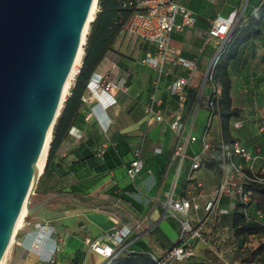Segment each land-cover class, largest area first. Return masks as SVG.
Listing matches in <instances>:
<instances>
[{"label": "crops", "instance_id": "0c3cea01", "mask_svg": "<svg viewBox=\"0 0 264 264\" xmlns=\"http://www.w3.org/2000/svg\"><path fill=\"white\" fill-rule=\"evenodd\" d=\"M179 3L191 12L194 25L173 31L170 45L179 56L193 61L195 68L176 67L168 77H158L154 69L140 62L145 56L155 55L156 46L127 38L120 31L91 71V76L101 75L121 85L115 94V105L101 109L94 98H89L88 80L84 85L76 79L79 72L75 75L52 128L51 142L54 134L57 140L53 146L49 144L30 197L31 205L46 203L20 222L5 264H104V258L89 249L84 240L110 244L107 235L123 227L130 228L131 233L122 257L142 254L161 258L170 251L180 226L160 204L170 194L174 198L183 196L191 179L202 184L204 196L197 198L202 207L217 186L220 171L211 165L217 158L215 147L208 151L198 170H191V158L200 149V141L186 147L181 161L173 157L175 135L168 122L177 103L169 88L176 77L182 76L188 79L187 104L192 94H198L221 43L215 39L206 42L207 32L217 17L234 12L238 23H245V30L232 41L230 52L234 56L226 64L230 109L238 112L228 121V139H238L253 155L264 156V131L259 129L264 125V17H255L261 0ZM99 11L103 10L98 4ZM117 18L118 15L114 20ZM255 30L259 31L257 36L245 39ZM86 46L85 41L79 70ZM207 93L206 88L201 103L191 114L185 108L182 111L183 120L193 121L192 133L199 132L198 138L207 118L203 103ZM147 107L153 113H162L164 121L156 122L153 115L146 113ZM200 107L203 111L196 119ZM235 120L241 123L238 129L231 128ZM220 136L221 118L213 120L209 138L213 143ZM136 149L140 150L143 167L129 178L126 170ZM254 169L264 172V161L257 159ZM78 197L85 199L88 206L81 204ZM237 205L235 196H224L219 209L228 213L212 214L202 227V239L193 242L194 256L174 264H264L259 256L247 261L252 251L264 244V231L248 236L240 246L234 236L231 215ZM245 209L249 221L264 227V193H254ZM258 211L262 217H257ZM204 215L200 209L197 217L202 220Z\"/></svg>", "mask_w": 264, "mask_h": 264}, {"label": "built area", "instance_id": "2783aa9c", "mask_svg": "<svg viewBox=\"0 0 264 264\" xmlns=\"http://www.w3.org/2000/svg\"><path fill=\"white\" fill-rule=\"evenodd\" d=\"M117 1L120 7L127 11L126 16L121 18L120 29L125 37L153 43L156 46L157 52L155 55H148L140 60L143 65L154 69L158 77H168L176 67L188 70L195 68L193 61L179 56L170 45V35L173 31H182L192 28L194 25V18L191 12L181 5L179 0ZM97 5L98 0L93 19L89 24L95 18ZM238 21L235 12L228 17H217L207 32L206 42L215 39L220 40L221 43L203 76L195 101L196 110L202 100L204 89L207 88L208 93L203 98L207 118L199 138L192 135L193 121H185L182 118V111L187 101L186 87L188 79L178 76L170 85L169 92L176 97L177 103L175 111L169 114L171 118L168 122L170 131L175 135L172 150L173 157L181 161L185 156L186 147L189 144L200 141V149L191 158V170H198L203 165L204 158L211 147H215L221 167L219 182L209 193L202 207L197 202V198L204 196L202 190H200L202 184L199 181H191V179H189L185 187L183 196L174 198L170 194L160 204L165 213L179 224L180 231L176 243L169 252L161 258L150 256L154 264H174L193 257V242L202 239V227L206 221L212 214L223 215L228 213L226 209H219L221 199L224 196H235L238 205H244L243 212L246 216L245 208L250 203L253 195V192L250 189H246V186L250 184L264 185V172L254 169V162L257 159L264 161V156L253 155L241 141L235 138L226 139L224 136H220L213 143L209 138L213 120L220 119V99L222 96V85L215 78V67L220 55L226 51L232 40V34ZM84 45L85 42L82 44V48ZM165 65L168 67H165ZM78 72L79 68L77 66L71 81ZM157 83L158 79L155 81V84ZM86 88L89 92V98H94L98 106L103 110L116 104L115 94L122 89L119 83L109 81L101 75L91 76ZM146 113L153 115L154 120L158 123L164 121L162 113H153L149 107L146 108ZM240 127V121H233L232 129ZM259 129L264 131V125H260ZM50 142L51 138L48 146ZM140 154L139 149L134 150L133 158L126 170L129 178H133L143 167ZM200 209L205 214L202 220L197 217ZM256 215L257 217H262V212L258 211ZM246 218L248 220L247 216ZM194 222H196L195 225H193ZM130 233V228L123 227L107 235L110 244H103L97 239L93 240L91 238H86L84 242L89 249L104 258V264H114L118 256L126 250Z\"/></svg>", "mask_w": 264, "mask_h": 264}, {"label": "water", "instance_id": "95a60500", "mask_svg": "<svg viewBox=\"0 0 264 264\" xmlns=\"http://www.w3.org/2000/svg\"><path fill=\"white\" fill-rule=\"evenodd\" d=\"M92 1L0 0V263L24 202L46 203L35 172Z\"/></svg>", "mask_w": 264, "mask_h": 264}, {"label": "trees", "instance_id": "16d2710c", "mask_svg": "<svg viewBox=\"0 0 264 264\" xmlns=\"http://www.w3.org/2000/svg\"><path fill=\"white\" fill-rule=\"evenodd\" d=\"M98 4L103 11L97 12L96 18L90 24L89 35L86 39V54L82 63V67L77 75V80H82L85 85V81L89 80L91 71L96 64L100 61L103 54L109 50L118 32L121 29V18L125 17L127 11L122 9L117 0H98ZM118 15V18L114 20V17ZM264 17V0H261V6L258 9L255 17ZM245 23H238L233 31L232 40L230 41L226 51L220 55L217 66L215 67V78L222 85V96L220 99V118L222 120V132L224 138L228 139V121L231 117L237 116V110L230 109V81L226 73V64L233 58L234 54L231 51V44L234 38L245 30ZM259 34L258 30L249 32L246 34L245 39L252 38ZM197 93L192 94L189 100L185 103V109L188 113H192L196 105ZM77 103V102H76ZM201 103V102H200ZM199 103V104H200ZM188 105V106H187ZM57 134H54V139L51 142V146L55 139L57 140ZM51 151V149H50ZM220 171L219 156L211 163ZM246 189H250L254 193H264V185L250 184L246 186ZM81 204L88 206L85 199L78 197L77 199ZM244 205H237V208L231 215L232 227L234 228V236L237 239H241L242 242L250 235L258 234L264 231V227L254 221L247 220L244 212ZM259 256V260L264 261V244H260L250 254L251 258ZM114 264H154L153 261L147 255H129L122 257L121 255L116 259Z\"/></svg>", "mask_w": 264, "mask_h": 264}, {"label": "bare ground", "instance_id": "6f19581e", "mask_svg": "<svg viewBox=\"0 0 264 264\" xmlns=\"http://www.w3.org/2000/svg\"><path fill=\"white\" fill-rule=\"evenodd\" d=\"M97 3V0H93L92 1V5L90 7V11H89V14L87 16V19L84 23V27H83V32H82V38H81V45L80 47L78 48V51H77V54L75 56V59H74V62H73V65L67 75V78L65 80V83H64V87H63V90H62V99H61V103L59 104L58 106V109L55 113V116L54 118L52 119L51 121V124H50V127L48 129V132H47V135H46V140H45V143H44V147H43V150H42V153L40 155V158H39V161H38V164H37V168H36V172H35V176L37 177L39 175V173L41 172L43 166H44V163H45V159H46V155H47V150H48V143L50 141V138H51V130H52V126H53V123L57 117V115L59 114L60 110H61V107H62V104H63V101L66 97V94H67V91H68V88L70 86V83H71V78L73 76V73H74V70L75 68L78 66L79 64V60L80 57H82L83 55V48H82V44L85 42V36H86V33L88 32V28H89V22L91 21V19H93V15H94V10H95V5ZM31 186H32V183H31ZM30 186V187H31ZM25 203L26 201L24 202V204L22 205V208H21V211H20V214L18 216V219L16 221V224H15V227H14V230L12 232V235L9 239V242H8V245L6 247V250H5V253L3 255V258H2V261L0 264H4L5 263V258H6V254H7V251H8V248L15 236V233L17 231V228L20 224V222L24 219V217L26 216V207H25Z\"/></svg>", "mask_w": 264, "mask_h": 264}, {"label": "rangeland", "instance_id": "374dc122", "mask_svg": "<svg viewBox=\"0 0 264 264\" xmlns=\"http://www.w3.org/2000/svg\"><path fill=\"white\" fill-rule=\"evenodd\" d=\"M199 109H200V110L198 111V114H197L198 118L196 117V119H199V115H200V114L202 113V111H203L201 107H200ZM196 119H195V120H196ZM195 127H196V126H194V129H195ZM192 135H194L195 137H196V136H199V132L193 130ZM5 263H6V262H5Z\"/></svg>", "mask_w": 264, "mask_h": 264}]
</instances>
